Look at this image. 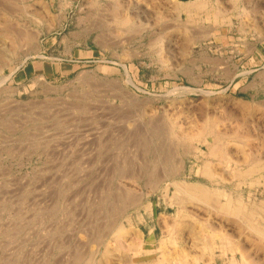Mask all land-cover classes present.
I'll return each mask as SVG.
<instances>
[{
	"label": "rangeland",
	"instance_id": "obj_1",
	"mask_svg": "<svg viewBox=\"0 0 264 264\" xmlns=\"http://www.w3.org/2000/svg\"><path fill=\"white\" fill-rule=\"evenodd\" d=\"M10 1H0V35L9 21L35 32L16 44L0 36V80L10 75L0 86V264H154L139 238L158 253L164 222L179 218L174 187L168 198L164 190L174 180L264 201V180L249 183L264 171L235 177L254 163L237 141L228 142L240 155L230 161L198 137L219 127L207 136L214 143L247 129L264 158V0H207L209 9L192 15L177 5L196 0H117V10L139 14L138 32L113 21L116 0ZM64 60H73L64 78L16 79L26 62ZM186 149L182 173L166 179ZM209 160L222 167L211 178L200 171ZM113 222L129 229L124 243ZM108 242L123 245L125 259L104 258ZM233 254L215 264H233Z\"/></svg>",
	"mask_w": 264,
	"mask_h": 264
},
{
	"label": "bare ground",
	"instance_id": "obj_2",
	"mask_svg": "<svg viewBox=\"0 0 264 264\" xmlns=\"http://www.w3.org/2000/svg\"><path fill=\"white\" fill-rule=\"evenodd\" d=\"M9 2H11V1L9 0ZM117 2L118 1L116 0V3H115L116 7L114 6L115 9H113V11H111V12L114 13V16L112 18V19H114L113 21L116 22L118 25L129 26L131 28H134L133 30L135 32H138V31H136V28H139L142 25V24H140L141 20L139 21V14L134 13L133 11L132 12H126L125 10H121V9L117 10L116 8L120 7L119 4H118V7H117V5H116ZM7 3L8 2H6V4ZM118 3H120V1ZM11 4H10V7L6 6L7 9L11 8V9H9L10 10L9 12H11V10L13 9ZM0 5H2V4H0ZM4 6H5V4H4ZM29 6H30V4H29ZM177 6L179 8L178 10L187 11V14L192 15L195 9H206V8L209 9V2H207V0H196L194 2L192 1V2H188V3L181 2V3H178ZM2 7H3V5H2ZM43 7H45V6H43ZM28 8H29V11L28 10L27 11L31 12L30 9L32 7H27V9ZM33 8H35V7H33ZM2 9L3 8L0 9L1 12H2ZM111 9H112V7H111ZM33 11H35V10H33ZM43 11H44L45 14H46V12H48V11L45 12V10H43ZM2 13H4V12H2ZM32 13H34V12H32ZM218 14H220V13H218ZM9 22L8 23L6 22V25H5V28H4V30L6 32L5 36L7 38L12 39V42L14 44H16V42H18V41L19 42L20 41H24L26 39H31L33 37L32 33H34L35 31H33V30L28 31V29L26 30L25 28H20V26L19 27H14ZM4 23H5V21H4ZM141 23H142V21H141ZM231 23H232V21L229 20L228 24H231ZM113 25H114V23H113ZM115 26H117V25L115 24ZM141 27H143V26H141ZM183 27H185V26H183ZM124 28H126V27H124ZM128 28L124 29V30L125 31H129ZM23 29H25V30H23ZM121 29L118 30V31L116 30V31L120 32ZM183 29L185 30L186 27L183 28ZM140 30L142 31L143 29L141 28ZM123 31H121V32H123ZM121 34H123V33H121ZM34 36H35V34H34ZM2 37L6 38L4 36H1V38ZM162 38L164 39V37H162ZM160 41H162V40H160ZM188 41H192V38H190ZM16 49H18V48L16 47ZM2 59H3V57H2ZM4 61H5V59H3V62ZM3 62L1 64H3ZM4 63H6V62H4ZM10 63H12V62H10ZM7 64H6V66H8ZM16 69L17 68L13 69L12 71L15 72ZM9 77H10V75L3 77L0 80V86L2 84L4 85V83H6L8 81ZM129 81H131V80H129ZM173 125H175V124H172L171 126H173ZM214 125L216 126V124H214ZM171 126H170V128H172ZM211 126H213V123L211 124ZM174 127L176 128V126H174ZM203 128H204V126H203ZM217 128H219V127H217ZM217 128L216 127L215 128H211L210 127V129L209 128L208 129L206 128V130L203 129L204 131L202 130V132L199 131L198 137L204 138V141H203L204 143L203 142L202 143L204 144L203 146H205L207 148L208 153H210L212 156L221 155L224 158H226L227 160H230V161L233 160L234 161L232 156L235 154L234 157H236V156L239 157L240 155H238V153H237V152H239V153L242 154V156H243V154L244 155L245 154L251 155V158L253 159L254 163L252 164L253 166H251L250 169L248 168L246 171L241 169L242 171L239 173V175L235 176V173H233L234 174V175L232 174L233 176H235V177H237V176L239 177L240 176V178H243L246 181L247 179H245V178H248L249 176H252L254 173H256V171H259V172L264 171V158H263V160H262V158H259L261 150L259 148H258L259 149L258 150L257 148H254L253 145H251L253 143L252 138L254 136V135H252L251 131H248L245 128H244L245 129V131H244L243 128H242V130H237L235 132L232 130L233 134L232 135L230 134L229 136H227L226 134H224V135L223 134L222 135L221 134H216L215 139H214V143H212L210 141L212 139L209 140L207 138V136L208 135H215L214 129H217ZM168 131H170V130H168ZM182 133L180 132V133H178V134L176 133V134L179 136ZM194 134H196V133H194ZM159 135H160V133H159ZM183 135H185V134H183ZM173 136H174V133H173ZM195 136H197V135H195ZM175 137H173V138H175ZM191 137L192 136H190V138ZM190 138L187 137L185 141H187V139L190 140ZM197 138H195V139H197ZM226 138L228 139L227 141H226ZM231 140L237 141L240 144L239 145L240 147H238L240 149L237 150V152L234 153V154H233V152H235L237 148L235 149V146H234L233 149L235 151H233L231 148H228V142L231 141ZM201 141H202V139H201ZM183 142H181V143H183ZM161 144H163V143H161ZM171 144L173 145V143H171ZM233 144H234V142H233ZM233 144H232V146H233ZM183 145H184V143H183ZM229 146H230V144H229ZM178 147L176 149H178ZM185 147H187V146H185ZM248 149L250 151H248ZM155 150H158V149H155ZM187 150L188 149H186L185 152H183L182 154L180 153L179 155L176 154L177 156L175 155L176 156L175 159H177V157H179V158H178L177 161L172 159L175 163L173 162L171 164V169L168 168L169 166L168 167H164V168H168V171L165 169L166 170V172H165V170H164V172L167 173V175L165 176V177H167L166 179H169V178H171L173 176H176V175L182 173V171L184 169V166H185V156L188 153ZM152 151L155 153L154 150H152ZM258 151H260V152H258ZM176 152H177V150H176ZM197 153L200 154L199 156H201V154H204L202 152L201 147H197ZM205 153H206V151H205ZM261 154H262V152H261ZM208 155H206V156H208ZM154 156H155V154H154ZM209 157H210V155H209ZM262 157H264V156L262 155ZM243 158L245 159L246 157L243 156L242 159ZM248 158L249 157L247 156V159ZM153 159H155V158H153ZM160 159H161V157L156 154V160H153V162H155V164H156L158 161H160ZM143 160H145V159H143ZM240 161L241 160H239V159H238V161L236 160L235 163L237 164V167L240 166ZM248 161H249V159H248ZM241 162H244V161L242 160ZM148 163H146L147 164V167H146L147 170H148ZM163 164L161 163V165H163ZM226 164H229V163L227 162ZM218 166H219V169H220L221 166L220 165H218ZM218 166H217V163L215 164L213 161L209 160V161H207L204 164V166H201V167H204L203 168L204 170L200 169V171H204L202 174H206V175L210 176L209 178H211L215 174V171L218 169L217 168ZM215 168H217V169H215ZM159 169H160V167H159ZM221 169H222V167H221ZM217 176H218V174H217ZM223 176H225V175H223ZM226 177L227 176H225L224 178L226 179ZM220 178H222L221 175H220ZM230 178H231V176H230ZM166 179H165V181H166ZM262 179L264 180V174L261 176V178L260 177L259 178H255V179L253 178L252 181L250 179L251 182H249V183H251V185H253L255 182H260L261 183ZM229 180H227V181H229ZM222 181H224V180H222ZM239 181L238 182L241 183V180H239ZM243 183H245V182H243ZM251 185H248V186L251 187ZM172 186L174 187V190H175L174 191L175 193H173L174 194V199L172 198L173 199L172 202H173V204H176V206L179 209V211H178L179 212V216H176V217H179V218L178 219L177 218L174 219L173 222H169V221L164 222L163 225L165 226V231H163L164 232L163 236H162V238H160L161 240L159 241V248L157 249L158 253H156V254L152 253V252H154V250L150 249V247H149L150 244L148 243V245H147L145 240H142V239L140 240V238H139V243H140L141 248H142V249H140V248L139 249L140 250H144L143 253H146V254H149V255H153L154 264H201V263H203V264H215L217 262L218 258L222 259V260L225 259L226 254L229 251H232L233 253L237 252V254L239 253L241 255V259L243 260V262L241 264H264V255L262 253H261V255H259V253H260L259 251L260 250L263 249L262 251L264 252V201H262L261 204L258 205L256 203L257 200H256V202H254V201H252V199H246L245 195H242V194L241 195L239 194V195L235 196L231 191L229 192V191L225 190V188L224 189L212 188L210 186H207V185H204V184H201V183H199V184L198 183H191V182L188 183L187 181H179V180H174L172 182L166 183L165 188H164V190L166 192V194H165L166 197L168 195V192L171 190ZM129 192H131V191H129ZM116 200H118V199H116ZM171 205H172V203H171ZM117 209H118V207H117ZM114 213H112V214H114ZM166 218H164V219L166 220ZM113 220H114V218H113ZM110 225H112L110 227L113 228V230H115V233L113 232L114 236L117 237L115 239H120L121 240L122 238L126 237L127 231L129 229L126 226H124V224L122 225V224H118L117 223V224L114 225V222H113V224H110ZM181 226L186 227V229L188 231L187 234H186V232H182V233L180 232V227ZM110 227H109V229H110ZM166 229L169 230V234H166V233H168V231H166ZM182 229L184 231V228H182ZM113 230H109V231H113ZM203 231H205V234H203ZM206 231H207L208 234H206ZM172 232H174L175 236L173 235ZM170 233L172 234L171 236H170ZM111 242H112V240H111ZM116 243H118V242L116 241ZM136 245H137L136 242L132 244V247H134L133 248V252L134 251L136 252V249L139 247L137 245V248H136ZM104 246H105V248H104L105 251H104V254H103L104 258L107 259V257L110 258V256H113V255H115V257H117V255H119V254H120L119 257L120 256L122 258L125 257V256H122L123 255V251H124V250H122L123 249V245L118 244L117 247L114 248L113 247L114 245L110 246V243L108 242V244H106ZM254 251L255 252H257V251L259 252V253H257V255H258L257 259L254 258V254H256ZM149 252H151V253H149ZM217 252H219V254H217ZM237 254H233V256H232L233 264H238L239 263V262L238 263L236 262ZM125 255H127V254H125ZM257 255H255V256H257ZM146 256H148V255H146ZM123 259H125V258H123ZM134 259L135 258H133V264H137ZM120 261H122V259ZM126 261L128 262V260H125V262ZM137 262L141 263L139 261H137ZM86 263L88 264V260H87ZM230 264H232V263L230 262Z\"/></svg>",
	"mask_w": 264,
	"mask_h": 264
},
{
	"label": "crops",
	"instance_id": "obj_3",
	"mask_svg": "<svg viewBox=\"0 0 264 264\" xmlns=\"http://www.w3.org/2000/svg\"><path fill=\"white\" fill-rule=\"evenodd\" d=\"M73 60H64V62H46V61H39V62H26L17 72L16 79L21 82H26L34 77H43L45 79H52V78H64L65 76L69 75L73 68L72 62ZM67 62V63H66ZM150 239L155 238L153 235V230L150 231ZM154 236V237H153ZM149 239V240H150ZM148 240V241H149Z\"/></svg>",
	"mask_w": 264,
	"mask_h": 264
}]
</instances>
